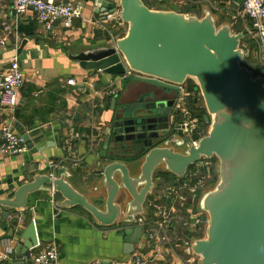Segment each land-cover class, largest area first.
Wrapping results in <instances>:
<instances>
[{
    "label": "water",
    "instance_id": "1",
    "mask_svg": "<svg viewBox=\"0 0 264 264\" xmlns=\"http://www.w3.org/2000/svg\"><path fill=\"white\" fill-rule=\"evenodd\" d=\"M91 1L96 13L104 8V18L119 10L128 25L126 35L109 47L70 53L84 70L103 72L120 85L110 101L113 117L102 150L79 153L87 155V165L96 162L103 177L102 205L73 188L68 166L59 167L56 177L51 169L42 174L27 166L28 183L13 197L0 198L2 216L24 213L32 194L53 192L61 197L59 209L80 207L103 228L129 226L121 233L123 252L130 255L143 236L135 225L146 214L155 173L163 169L181 179L203 157H216L218 179L201 193L197 208L206 216L204 236L192 239L187 254L197 256L198 264H264V72L255 77L242 65L251 54L242 43L244 33H232L228 25L217 28L209 9L198 17L165 5L151 9L143 0ZM189 80L198 89L195 99L200 93L205 102L208 125L205 135L191 139L176 111L181 86ZM38 243L32 222L14 259L25 264Z\"/></svg>",
    "mask_w": 264,
    "mask_h": 264
},
{
    "label": "crops",
    "instance_id": "2",
    "mask_svg": "<svg viewBox=\"0 0 264 264\" xmlns=\"http://www.w3.org/2000/svg\"><path fill=\"white\" fill-rule=\"evenodd\" d=\"M151 9L167 10L183 14L205 16L206 10L214 11L217 2L223 0H147ZM80 9L82 17L75 18L71 28L57 23L52 31H47L37 12L29 9L17 16L12 3H0V77L4 75L14 60L19 61L25 78L19 92V102L15 109L0 105V129L8 124L12 130L25 140L26 151L15 157L7 158L0 154V198L13 197L14 193L28 183L25 168L39 167L42 174L49 169L56 177V170L61 166L70 168L68 182L91 202L102 205L106 194L103 177L95 164H86L87 155L81 168L74 170L64 160L63 141L71 129L82 133L77 144L78 152L87 148L89 153L97 154L102 150L106 132L111 125L113 113L110 109L112 97L108 92L119 91L107 74L100 71L84 70L80 63L70 58L71 55L109 47L117 39L126 35L128 25L105 21L104 8L96 13L95 3L91 0H64ZM242 0H234L231 9L240 11ZM225 3V2H224ZM215 4V5H214ZM216 7V8H215ZM229 8V7H228ZM240 31L245 32L249 21L241 17ZM99 21V23H98ZM8 27L6 29L5 27ZM247 43L257 50L256 46ZM259 52V50H258ZM259 59H264L262 55ZM264 66V61L261 63ZM73 80L74 84H70ZM101 91L96 95L95 91ZM1 95V90H0ZM200 99H195V108H201ZM1 131V130H0ZM57 161H60L58 164ZM56 162V163H55ZM51 167V168H50ZM132 174L137 170L131 168ZM166 173L159 169L154 175L156 188L148 197L145 205L146 220L163 221L156 208H150V202L160 195L159 184L163 183ZM175 182L178 178L171 174ZM59 195L53 192H39L28 198L26 211L10 215L4 219L0 211V251H5L10 240L14 249L24 230L35 222L38 245L30 254H37L53 245L59 250V264H92L101 261L104 264H122L138 252L146 255L147 264H198V257L187 254V248L175 242L164 243L149 241L142 236L134 252L125 255L121 224L103 228L93 217L80 207L59 209ZM170 212L167 229L174 241H182V232L189 241L204 236L205 225L197 233L192 227L195 210L183 209L178 204L160 202ZM198 208V205H197ZM206 218V216H205ZM206 224V222H205ZM155 229H158L155 227ZM183 244V243H181ZM13 258V259H12ZM10 256L3 264H19ZM25 264H35L27 260Z\"/></svg>",
    "mask_w": 264,
    "mask_h": 264
},
{
    "label": "built area",
    "instance_id": "3",
    "mask_svg": "<svg viewBox=\"0 0 264 264\" xmlns=\"http://www.w3.org/2000/svg\"><path fill=\"white\" fill-rule=\"evenodd\" d=\"M223 1L228 6H231L234 0ZM4 2L12 3L17 16H21L29 9H33L37 12L40 21L47 31H52L57 23H61L65 28H71L73 20L82 17L80 9L74 7L70 2H64V0H0V3ZM239 15L249 21L244 32L245 37L256 46L260 55L264 57V0H242L240 11L237 12V16ZM105 21L116 24L123 22L120 18L119 10L109 13ZM5 28L8 29L7 26ZM0 43L3 45L5 41H1ZM24 81L25 78L21 65L19 61L14 60L8 71L0 77L1 107L15 109L18 106L19 92L24 85ZM70 84H74V81L71 80ZM95 90L92 89V91ZM116 92L112 91L107 94L109 97H112ZM101 93V91H95L96 95H100ZM191 95V92L187 88V83L181 86L180 98L176 110L179 113L178 123L190 139L195 133H199L200 136L205 135L201 130L202 123L200 118L195 117L189 108L188 99ZM0 130L2 133V138L0 139V154L3 157H15L26 151L24 138L16 134L8 124L2 125ZM82 137V133L71 129L62 144V149L65 153L64 160L74 170L81 168L84 163V157L79 154L77 146L81 142ZM192 143L197 146V141L192 140ZM217 179L216 157H203L196 164L190 166L184 178L177 179L172 183L167 191V199L163 195H157L158 197L150 202V208H156L163 221L157 220L154 222L153 220H146L143 216H139L135 226H141L143 228V236L149 241L164 243L175 242L177 246L182 245L188 249L191 242L184 235L186 233L185 231L181 234L184 239L182 241H174L170 236L169 230L166 227L170 212L165 206H159L160 202L175 203L183 207V209L195 210L192 227L198 233L206 222L205 215L197 209L200 195L202 192L211 189ZM131 226L133 227L134 225ZM127 227L129 226L121 225L119 231H123ZM155 227L158 229H155ZM14 252V241L10 240L7 249L0 251V264H3L10 256H13ZM26 259L33 261L35 264H59V250L57 247L50 245L37 254H29ZM147 263L146 255L136 252L127 262L122 264ZM92 264L104 263L96 261Z\"/></svg>",
    "mask_w": 264,
    "mask_h": 264
},
{
    "label": "rangeland",
    "instance_id": "4",
    "mask_svg": "<svg viewBox=\"0 0 264 264\" xmlns=\"http://www.w3.org/2000/svg\"><path fill=\"white\" fill-rule=\"evenodd\" d=\"M217 5H218V7L217 8L215 7L216 9L214 11H211L212 15L216 19L217 28H220L224 25H228L231 27L232 33L240 32L242 25L239 22L240 17L237 16V13L235 11H233L231 9V7L228 6L224 2L223 3L217 2L215 6H217ZM241 32L244 33L243 31H241ZM247 41H248V38L244 37L242 43L244 44V42H245L248 45L247 47L250 48L251 54H250V57L244 58V60L242 61V65L245 66L250 71H252L254 73L255 77L262 76L263 72H264V66L261 63H262V61H264V59L262 60V59L258 58L259 57L258 49L254 51V49L251 48V47H253V45L250 46L247 43ZM244 50H246V49L244 48ZM197 98L200 99L199 105L201 106V108H198V109H205L206 110L205 102H204L202 95L200 93H198ZM207 129H208V127H207ZM217 164H218V160L216 158V165ZM173 179L174 178L169 174V176H166L163 183L159 184L158 193L160 195H163L166 199L168 198V192L167 191H168L169 187L172 185V183L174 181ZM213 187H214V185L211 188H213ZM202 229H203V227H202Z\"/></svg>",
    "mask_w": 264,
    "mask_h": 264
},
{
    "label": "trees",
    "instance_id": "5",
    "mask_svg": "<svg viewBox=\"0 0 264 264\" xmlns=\"http://www.w3.org/2000/svg\"><path fill=\"white\" fill-rule=\"evenodd\" d=\"M144 3L149 7V8H152V4L149 3L147 0H143ZM241 6H242V3L240 2ZM241 32V31H240ZM246 38V37H245ZM187 88L189 90V92H191V97L188 99V102H189V108L190 110L192 111L193 115L195 117H198L200 118V121L202 123V127H201V130L206 134V130H207V127L208 125L205 123L204 121V116L206 114V110L205 109H198V108H195V97H194V92H197L198 90L196 89V85L195 83L192 81V80H189L187 82ZM165 174L167 173H161L160 176L163 177L165 176ZM171 175V174H170Z\"/></svg>",
    "mask_w": 264,
    "mask_h": 264
},
{
    "label": "flooded vegetation",
    "instance_id": "6",
    "mask_svg": "<svg viewBox=\"0 0 264 264\" xmlns=\"http://www.w3.org/2000/svg\"><path fill=\"white\" fill-rule=\"evenodd\" d=\"M177 121L179 122L178 118H177ZM190 168V167H189Z\"/></svg>",
    "mask_w": 264,
    "mask_h": 264
}]
</instances>
